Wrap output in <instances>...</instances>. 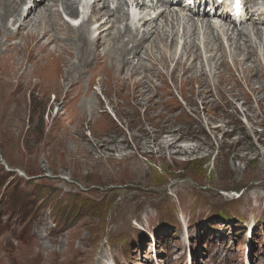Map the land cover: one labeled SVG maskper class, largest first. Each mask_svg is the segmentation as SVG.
I'll list each match as a JSON object with an SVG mask.
<instances>
[{"label":"rangeland","instance_id":"rangeland-1","mask_svg":"<svg viewBox=\"0 0 264 264\" xmlns=\"http://www.w3.org/2000/svg\"><path fill=\"white\" fill-rule=\"evenodd\" d=\"M157 23L140 52L124 25L86 38L81 72L82 28L55 32L59 52L0 34V264H33L37 244V264H264L263 48L247 62L225 38L219 64L201 33L198 65H177Z\"/></svg>","mask_w":264,"mask_h":264},{"label":"bare ground","instance_id":"bare-ground-1","mask_svg":"<svg viewBox=\"0 0 264 264\" xmlns=\"http://www.w3.org/2000/svg\"><path fill=\"white\" fill-rule=\"evenodd\" d=\"M67 1H69L71 3V0H59V3L57 2V0H21L20 4L16 3V2H15L16 4H13L10 2L8 3V1H7V4H3L2 3L3 0H0V12H1L0 13V22H1L0 34L4 30L3 32L5 33L6 37L9 36L7 39L13 40L16 37L19 38V37L23 36V31L25 30V32L26 31H28V32H27L26 36L24 37V39L28 40V39L32 38L33 35L36 34L39 44L44 42L45 44H43V45L46 46L47 48H49L50 46L53 45L52 50H56V52H59V50H63L61 48L62 46L60 47V45L64 42V39L62 40V39H59L58 37H56L55 32L56 33H58V32L62 33L61 29L64 28L63 31H67V33L68 32L70 33L74 29L71 26H69L66 22L65 23L63 22L62 13H61V11L58 10L59 6L61 4L64 5V3ZM135 1L141 5V8L144 11L149 10V12H147L148 14H147L146 18L143 20V23L141 26L142 27L141 32H137V34H133V31L130 29L125 31L131 37H133L135 39V41L138 40L136 42V44L134 45V49H132L134 51V53L137 52V50H139V52H140L141 51L140 48H143V43L150 42L149 39L151 36H152V40H153L154 35H152V33H154V32H152V30L153 29H160V27H161L157 23V21H159V20L163 21V25H167L166 26L167 28H164L162 30V32H159V33L163 34L162 36H159L158 32H157L156 38L158 39V36L160 38H162V41H160V43L165 42V47H168V43H170V41H172L171 42L172 47L176 46V48H177V42H178V40H177V37H178L177 29H179L178 27H182L184 30V32L182 34V39H183L184 43H183V47L181 50L182 52H181L180 56L178 58H174L171 56L169 59L172 62H177V65L179 63H181L182 60H184L183 59L184 56H188L191 52L193 54L189 55V58L191 59V61L194 60V62L192 63V67H193V64H195V63H197V65H198L199 59L202 58L201 53H198L197 55H195V54H196V52H198V50H200V48L197 49V47H199V46L194 47L193 44H195L194 41L196 39H199V36L201 35V33H204V35L206 37V39H205L206 40V42H205L206 48L208 50H210L211 47L215 46L216 51L218 53H221L220 59H218L220 61L219 64H223L225 62V59L227 56V54L225 53L226 50H224L225 46L223 45L225 38L227 39V44L229 43L232 46V50L230 49V52L234 56V58L237 57L236 59L242 58L241 60H244L247 62H252V61H250V59H252L253 57H255V58L259 57L258 51H257L258 48H263V51H264V7L256 9L255 11H253V10L249 11V6H248V17L245 19L244 25H238V23L231 21L229 19V17L227 16V14H217L215 17H211L209 13L207 14L206 10L186 9L185 7L180 5V0H170V2H166L165 0H157L156 3H153V2L148 3L144 0H135ZM247 1H248V4L250 5V8L252 9V5L254 3H257L259 0H247ZM117 2H118L117 6L115 8H112L113 3L111 0H96L92 6V12L90 14L89 21L78 27V28H82V29H80L76 33L77 34L76 39H77V41H79V42H77V45L80 48V50L78 48L74 49L75 53L77 52V54H80V57H79L80 63L78 62L79 65L74 67L76 70L80 69V72L86 71L88 69L90 62H91L92 57H90V54H89L90 42L86 38L89 37L91 39L92 34H94L95 36L98 34L99 36L97 35V37L104 36V38H106L107 35H104L105 33H107L106 30H108V32H109L111 28H117L123 24L124 19L127 17L126 13L124 12V6L127 3L125 2V5H124L122 0H117ZM70 3L69 4L66 3L67 7H66V9H64V13L70 14L71 16H74L76 10L74 8H72ZM209 10H211V9H209ZM103 11H105V12H103ZM152 14H156V16L154 17V16H152ZM44 15H48L47 18L49 20H46L44 18L45 17ZM109 20L110 21L112 20V21L110 22ZM169 20H170V26H172V29H173L171 31L168 30L170 28ZM212 20L219 21L220 23H222L224 25V27H220L219 25H217V23L213 24L211 22ZM91 22L97 23V28L93 31H91L89 29V24ZM175 22H176V24H174ZM102 25H104V26H102ZM61 26H63V27L61 28ZM55 28L57 29V31ZM85 28L86 29L88 28V30H86ZM81 30H83L85 34L82 33ZM97 31H101V33L99 34ZM92 32H94V33H92ZM117 32H118L117 35H115L114 39H112L113 42L116 43L115 46H117V42H118V40H120L119 38L122 37L120 30H118ZM195 36H197V38H195ZM252 36L256 37L255 42L253 41ZM13 37H15V38H13ZM66 39L70 43L69 46H72L73 41L69 38H66ZM258 39H259V44H258ZM19 40H23V39L21 38ZM98 40H100V39H98ZM102 43H103V41H102ZM255 43L258 44L257 48H256ZM0 44H1V41H0ZM64 44L66 45L67 43L65 42ZM12 45L13 44L11 43L9 46L11 47ZM15 45L17 46V48H19V46L21 44L19 45V42H18ZM121 45H123V46H121ZM115 46H114V48H115ZM119 46H120V48L118 49V51H117V49L113 50L115 52V55H116L115 58L116 59L113 58L114 59L113 62H110V63L115 68L120 67L121 68L120 72H123L122 69L124 68V65L126 63L129 64V61L125 59V54L127 53L129 55L130 51L127 48V44L124 43L123 41L122 42L120 41ZM17 48H16V50L19 51V49H17ZM72 49H73V47H72ZM108 49H110V48H108ZM69 50L70 49H68L66 51V53H68L70 55L72 53L70 52L71 50L70 51ZM132 50H131V52H132ZM192 50H194V52ZM119 51H123L125 53H120ZM92 52H93V50H92ZM16 55H18V54H16ZM43 57H45V56H43ZM249 57H251V58L249 59ZM66 62H68V61H66ZM183 63H184V61H183ZM186 63H187V61H186ZM238 63H239V61H238ZM131 65H132V63H131ZM131 65L129 68H131ZM140 66H142V65H140ZM69 71L70 70H68V72ZM74 72L77 73L76 71H74ZM80 77H82V76H80ZM139 79H140V77H139ZM27 251H28V249H27ZM34 251H35V255L33 258V264H37L38 261L41 259V255H40L41 246L39 247L38 244L35 245ZM70 256H71V253H70ZM24 259H25V256H24ZM18 261H20V260H18ZM21 261H23V260H21ZM22 264H32V263L30 261L29 263L26 262V263H22Z\"/></svg>","mask_w":264,"mask_h":264},{"label":"trees","instance_id":"trees-1","mask_svg":"<svg viewBox=\"0 0 264 264\" xmlns=\"http://www.w3.org/2000/svg\"><path fill=\"white\" fill-rule=\"evenodd\" d=\"M169 209V208H168ZM171 211L170 209L168 210V212Z\"/></svg>","mask_w":264,"mask_h":264},{"label":"snow or ice","instance_id":"snow-or-ice-1","mask_svg":"<svg viewBox=\"0 0 264 264\" xmlns=\"http://www.w3.org/2000/svg\"><path fill=\"white\" fill-rule=\"evenodd\" d=\"M237 4H238V0H237Z\"/></svg>","mask_w":264,"mask_h":264}]
</instances>
